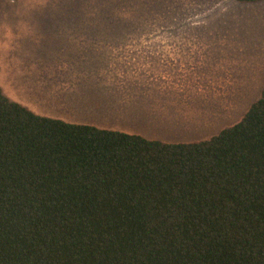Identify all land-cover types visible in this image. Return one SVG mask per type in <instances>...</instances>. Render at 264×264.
I'll list each match as a JSON object with an SVG mask.
<instances>
[{
	"label": "trees",
	"instance_id": "1",
	"mask_svg": "<svg viewBox=\"0 0 264 264\" xmlns=\"http://www.w3.org/2000/svg\"><path fill=\"white\" fill-rule=\"evenodd\" d=\"M0 264H264V86L191 143L37 115L0 89Z\"/></svg>",
	"mask_w": 264,
	"mask_h": 264
},
{
	"label": "rangeland",
	"instance_id": "2",
	"mask_svg": "<svg viewBox=\"0 0 264 264\" xmlns=\"http://www.w3.org/2000/svg\"><path fill=\"white\" fill-rule=\"evenodd\" d=\"M113 25L174 27L171 40L191 45L192 50L184 51L187 75L179 85L180 94L176 97L174 92L176 104L168 115L150 116L156 106L137 95L130 105L123 104L122 89L132 86L127 82L116 86L112 76L108 83H100L107 86L103 88L107 96L98 107L81 101L75 105L76 100L65 98L71 86L80 87L73 82L67 61L59 57L65 46L60 38L65 35L53 29ZM263 86L264 2L0 0V89L41 116L164 142H199L241 121ZM172 88L178 89L164 87L166 92ZM160 108L163 111L166 105ZM95 117L102 119L89 121Z\"/></svg>",
	"mask_w": 264,
	"mask_h": 264
},
{
	"label": "crops",
	"instance_id": "3",
	"mask_svg": "<svg viewBox=\"0 0 264 264\" xmlns=\"http://www.w3.org/2000/svg\"><path fill=\"white\" fill-rule=\"evenodd\" d=\"M53 30H61L65 35L60 38L65 41V46L60 52L61 56L58 52L56 54L64 58V62L67 61L68 69L73 72V82L80 87L71 86L66 93L68 95L65 96L76 100L73 102L75 105L79 101L94 107L102 105L100 103L106 100L107 96L106 91L103 90L107 87L104 84L108 83V78L111 76L116 86L122 82L132 86L131 90L122 89L126 94L123 104L130 105L132 97L137 95L141 96L143 103L147 104L149 100L156 106L157 111L150 116L160 113L161 116L168 115L169 109L176 104L174 100L180 94L179 85L184 83L187 75L185 72L188 71V61H185L184 51L192 50V47L171 40L174 27L113 25ZM73 62L74 69L71 67ZM100 83L104 84L100 85ZM167 85L171 87L175 85L178 89L172 88L166 92L164 87ZM175 90L176 97H174ZM163 105H166V109L162 111L160 106ZM98 119L102 117H95L89 121L94 123ZM63 121L71 123L72 120L67 118ZM81 121L88 122V120ZM90 125L108 129L105 126Z\"/></svg>",
	"mask_w": 264,
	"mask_h": 264
}]
</instances>
